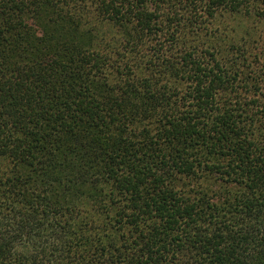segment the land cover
Masks as SVG:
<instances>
[{
    "label": "trees",
    "instance_id": "trees-1",
    "mask_svg": "<svg viewBox=\"0 0 264 264\" xmlns=\"http://www.w3.org/2000/svg\"><path fill=\"white\" fill-rule=\"evenodd\" d=\"M0 264H264V0H0Z\"/></svg>",
    "mask_w": 264,
    "mask_h": 264
}]
</instances>
